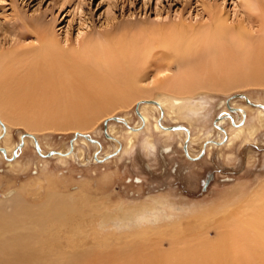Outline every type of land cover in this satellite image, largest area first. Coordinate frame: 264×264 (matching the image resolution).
I'll use <instances>...</instances> for the list:
<instances>
[{"label": "bare ground", "instance_id": "6f19581e", "mask_svg": "<svg viewBox=\"0 0 264 264\" xmlns=\"http://www.w3.org/2000/svg\"><path fill=\"white\" fill-rule=\"evenodd\" d=\"M240 5L256 13V30L247 27L253 26V19L250 25L236 26L227 23L218 11H208L210 21L195 25L121 27L76 36L68 45L59 42L53 31L44 29L37 31L32 44L0 48V132L7 136L6 145L0 147L3 157L12 155L15 149L8 143L12 126L23 127L28 134L76 130L83 135L82 131L92 129L101 118L107 128L113 117L110 113L133 103L140 125L127 127L125 151L133 149L139 128L144 126L146 132H152L143 139L147 151L153 148L154 132L167 137L185 132L187 153L197 157L189 142L202 136L191 134L189 126L207 111L209 101L196 96L246 85L264 86V5L260 0H242ZM151 66L150 72L147 69ZM148 73L150 80L145 82ZM230 99L223 101L224 106L233 110L234 101ZM250 100L246 102L252 105L247 106L253 109L251 113L237 108L242 111V122L237 123L233 113L225 111L215 118L214 125L224 131V145L231 147L232 141L242 139L244 134L243 138H252L264 126V103ZM156 109L162 120L177 122L184 118L189 126L162 125L151 113ZM206 114L204 121H208ZM127 118L115 121L127 125ZM226 118L235 126L230 127V135L217 124ZM114 125H109L110 134L117 133ZM28 137L34 143L27 134L20 136V142L25 144ZM202 141L204 153L215 143H222ZM179 145L183 148L184 143ZM38 153L43 154V149ZM58 153L68 154L65 148ZM63 196L71 200L66 202ZM88 201L72 193L50 192L38 204L21 199L10 214L0 210V264H264V177L247 190L241 187L177 210L164 195L136 201ZM196 216L201 218L198 234L175 240L184 231L170 229L163 237L170 241L168 249H160L158 241L141 239ZM111 221L119 224L117 229L103 234V226ZM88 223L89 229H96L93 235L85 231ZM211 226L216 231L213 239L207 237ZM133 232L136 239L123 242V237L131 239ZM61 237L65 245L59 242ZM112 239L117 244L108 245ZM89 241L96 244L89 245Z\"/></svg>", "mask_w": 264, "mask_h": 264}, {"label": "rangeland", "instance_id": "374dc122", "mask_svg": "<svg viewBox=\"0 0 264 264\" xmlns=\"http://www.w3.org/2000/svg\"><path fill=\"white\" fill-rule=\"evenodd\" d=\"M241 2L242 0H0V48L32 44L38 30H51L59 42L68 45L75 42L77 37L85 34L112 32L121 27H166L172 24L205 23L212 18L209 12L217 11L220 15L223 14L222 17L231 25L247 26L252 24L249 20L253 19L255 26L253 24L254 27L252 25L247 27H250L252 31L256 30L258 28L256 13L251 14L246 11L241 7ZM260 2L264 5V0ZM245 15L248 18H244ZM174 66L172 70L176 69ZM149 69L151 72L153 67L147 70ZM148 74L145 82L150 80V73ZM246 86L236 87L227 92L209 91L196 96V99L208 100L209 103L206 102L207 111L197 115L198 120L192 126H189L188 120L184 118L172 122L162 120L160 111L158 112L157 109L151 112L164 126L180 124L189 126L191 134L202 136L195 142L188 141L193 153L197 154L196 156L202 152L203 139L222 142L220 145L215 143L209 152H203L195 160H190L179 145L180 142L183 144L186 141L185 132L173 133L168 137L154 132L152 134L153 148L148 151L144 149L143 139L147 132L152 133L151 131L146 132L144 126L139 128L133 149L129 153L125 151L123 146L127 136V127L140 125L139 117L134 110L135 103L128 108L117 109L110 113L111 116L118 118L128 117L127 125L110 119L105 128L104 120L101 118L92 129L82 131L91 139L83 135L73 138L76 130L31 133L36 137L39 149L44 151L41 155L30 137L20 147V136L27 133V130L23 127L12 126L9 129L10 141L8 143L14 144L15 154L13 152L6 158L0 151L1 212L10 214L15 209L16 202L21 199L38 204L43 199L45 200L50 192L72 193L84 200H90L88 201L90 203L91 200L93 203H95L94 200L136 201L148 199L150 196L162 197L164 195L169 198L170 204H173L177 210L188 204L194 206V204L211 200L218 195L231 193L241 187L247 190L257 180L264 177V126L253 134L252 138L245 139L243 137L247 134H244L242 139L233 140L229 147L224 145L226 141L224 131L214 125L215 118L224 111L233 113L237 119L236 122L239 123L242 119V111L237 108L248 109L252 106L246 102L244 97H233L230 100L234 101L233 107L235 108L226 109L225 100L234 94H244L254 103H264V86ZM252 110L248 109L247 112L251 113ZM204 113H208L206 114L208 121H204ZM250 117L249 114L248 119ZM227 120L228 118L223 122L218 121L217 124L225 128L227 132L229 131L228 135H230V131L235 126ZM114 123V126L118 127L117 133L110 134L109 125ZM196 124L202 127L201 134ZM6 139L7 136L0 132V147L6 145ZM62 148L68 152L67 156H60L58 153ZM48 152L51 155L46 156ZM55 153L58 155H54ZM27 158H29L28 162ZM25 163L28 164L25 166ZM68 198L63 196L66 202L71 200ZM197 217H190L192 219L184 220L183 224L177 226L175 224L165 226L164 230L161 226L159 229L163 232L161 231L159 235L152 236L149 233L141 239L145 241L149 239L151 242L158 241L160 249H168L170 241L167 237L163 238L166 233L170 229L179 227L184 233L174 237L175 240L193 238L198 234L196 228L201 221V218ZM118 225L111 221L104 225L101 231L105 235L113 233ZM90 226L91 224L86 226L85 231L93 235L96 229L91 230ZM208 231L207 237L213 239L216 231L212 226ZM130 237L131 239L123 237V242L134 241L136 239L134 232ZM114 240L116 239L110 240L108 245L113 246L116 243ZM59 242L61 245L66 244L64 238ZM89 242V245L96 244L95 241Z\"/></svg>", "mask_w": 264, "mask_h": 264}, {"label": "water", "instance_id": "95a60500", "mask_svg": "<svg viewBox=\"0 0 264 264\" xmlns=\"http://www.w3.org/2000/svg\"><path fill=\"white\" fill-rule=\"evenodd\" d=\"M232 97H245V95H244V94H234V95H232L230 98H232ZM245 99H246L247 102H249L248 99H247L246 97H245ZM227 101H228V100H227ZM135 111L138 113V109H137V107L135 108ZM111 119H113V120H118L119 118L116 117V116H113ZM1 124H2V123H1ZM2 126L4 127L3 124H2ZM177 126L182 127L181 125H177ZM104 127H106V121H104ZM170 128H171V127H170ZM183 128H184L186 131H188V129H187L186 127H183ZM26 134H27L28 136H31V137L34 139L35 148H36V150L39 152V145H38V142H37L36 137H35L34 135H32V134H28V133H25L24 135H26ZM78 134H79L78 132L74 133L73 138H75ZM24 135H23V136H24ZM83 136L86 137V138H88V139H91V138L88 137L86 134H83ZM22 144H23V143H22V141H21V142L19 143V146L21 147ZM0 149H1V151H3L2 148H0ZM183 150H184L185 155H186L188 158H191V157L188 155V153H187L186 142H185L184 145H183ZM203 152H204V151H202L201 154H202ZM201 154L198 155L197 157H195V158H191V159H197V158H199V157L201 156ZM13 155H14V154H13ZM48 155H51V153L48 152V153L46 154V156H48Z\"/></svg>", "mask_w": 264, "mask_h": 264}]
</instances>
